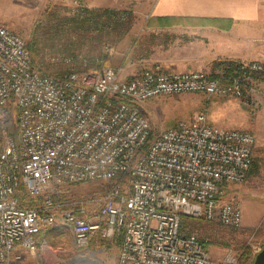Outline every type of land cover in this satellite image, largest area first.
<instances>
[{
  "label": "built area",
  "instance_id": "1",
  "mask_svg": "<svg viewBox=\"0 0 264 264\" xmlns=\"http://www.w3.org/2000/svg\"><path fill=\"white\" fill-rule=\"evenodd\" d=\"M253 74L264 76L263 61L222 62L214 77L158 64L132 77L110 67L56 77L40 73L23 38L0 24V264L35 252L37 234L57 222L76 249L93 237L118 241L116 264H243L231 251L211 258L181 219L240 226L229 189L246 179L255 137L204 113L154 135L141 105L183 92L246 99L264 83ZM87 181L104 187L68 194Z\"/></svg>",
  "mask_w": 264,
  "mask_h": 264
},
{
  "label": "rangeland",
  "instance_id": "2",
  "mask_svg": "<svg viewBox=\"0 0 264 264\" xmlns=\"http://www.w3.org/2000/svg\"><path fill=\"white\" fill-rule=\"evenodd\" d=\"M82 3L84 8H93L84 0ZM100 8L125 10L132 14L131 27L121 40L115 44H106L108 65L105 67L120 68L121 77H132L142 69L155 64L160 65L165 71H171L159 63V58L163 53L160 45L166 46V41L174 39L173 34H162L160 30L152 31L148 19L139 18L132 10L111 7L93 9ZM53 10L64 15L67 12L70 14L79 11L78 9L72 11L68 1L63 0H0V24L19 34L26 42L35 23ZM222 62L229 61L222 60L218 62L217 67ZM141 110L150 123L151 134L154 135L179 121L193 122L196 114L204 113L212 125L246 130L255 137L251 169L255 168L256 171L250 169L242 183L232 185L229 189V196L240 204L242 214L240 226L230 228L218 222L194 217H186V223L183 225L185 230L197 235L211 258L220 260L227 251H231L238 256L242 254L241 257L247 262L250 256L252 263L254 254L264 245V83L257 85L246 99L234 94L208 95L203 92H183L149 99L142 103ZM103 187L102 181L74 183L68 188V194L78 196L97 193ZM53 230L59 238H52L49 241L46 239L47 243L42 244L45 250L38 254L45 262L40 264H66L75 258L86 259L75 264L116 263L117 241L103 242L102 249L92 246L90 250L76 249L72 247V234L69 230L56 227L45 232V235L55 236Z\"/></svg>",
  "mask_w": 264,
  "mask_h": 264
},
{
  "label": "crops",
  "instance_id": "3",
  "mask_svg": "<svg viewBox=\"0 0 264 264\" xmlns=\"http://www.w3.org/2000/svg\"><path fill=\"white\" fill-rule=\"evenodd\" d=\"M84 2L93 8L132 10L139 18L148 19L152 31L160 30L162 34H173L174 39L166 41V46L160 45L163 53L160 55L159 63L165 69L201 70L213 76L217 72L218 62L222 60L236 63L252 60L264 62V0H84ZM56 227L69 230L57 222L39 232L37 250L24 251L21 258L13 264L45 262L38 253L45 250L42 244L47 243V240L59 238L54 230L55 236L45 235V232ZM105 241L113 242L93 237L86 248L90 250L92 246L102 249ZM71 244L74 248L72 236Z\"/></svg>",
  "mask_w": 264,
  "mask_h": 264
},
{
  "label": "trees",
  "instance_id": "4",
  "mask_svg": "<svg viewBox=\"0 0 264 264\" xmlns=\"http://www.w3.org/2000/svg\"><path fill=\"white\" fill-rule=\"evenodd\" d=\"M66 10L68 8H65ZM131 12L109 8H82L61 14L53 10L39 19L25 42L33 66L43 74L60 77L68 71L96 73L107 66L106 44H115L131 27ZM234 66L235 63L232 62ZM255 79H264L253 74ZM214 77V75L212 76ZM252 165L248 170L250 172ZM255 172V168L251 169ZM26 204L32 200L24 198ZM186 217L181 222L185 225ZM250 253V252H248ZM242 255V254H241ZM239 256V261L249 264ZM248 256V254H246Z\"/></svg>",
  "mask_w": 264,
  "mask_h": 264
},
{
  "label": "water",
  "instance_id": "5",
  "mask_svg": "<svg viewBox=\"0 0 264 264\" xmlns=\"http://www.w3.org/2000/svg\"><path fill=\"white\" fill-rule=\"evenodd\" d=\"M252 264H264V245L254 254Z\"/></svg>",
  "mask_w": 264,
  "mask_h": 264
},
{
  "label": "bare ground",
  "instance_id": "6",
  "mask_svg": "<svg viewBox=\"0 0 264 264\" xmlns=\"http://www.w3.org/2000/svg\"><path fill=\"white\" fill-rule=\"evenodd\" d=\"M77 257H79V256H77ZM82 259H84V258H82ZM81 258H75V259H73V260H70L68 263H66V264H75L77 261H81L82 260ZM84 260H86V259H84Z\"/></svg>",
  "mask_w": 264,
  "mask_h": 264
}]
</instances>
